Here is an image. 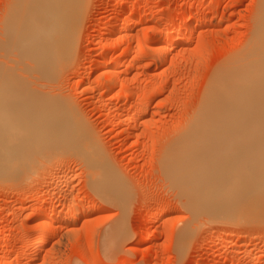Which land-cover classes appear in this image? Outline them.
I'll use <instances>...</instances> for the list:
<instances>
[{"label": "rangeland", "instance_id": "rangeland-1", "mask_svg": "<svg viewBox=\"0 0 264 264\" xmlns=\"http://www.w3.org/2000/svg\"><path fill=\"white\" fill-rule=\"evenodd\" d=\"M145 1L89 0L74 60L56 81H50L53 86L49 84L53 93L66 97L82 116L100 155L117 173L124 203L109 202L101 197L90 183L87 165L73 151H62L54 158L62 161V166H44L47 170L34 166L31 168L35 172L27 169V177L26 172L22 176L19 174V178L13 173H10L13 177L10 174L5 176L7 179L1 177L0 234L4 224L5 231L14 234L7 243L14 252V264H264L259 263L260 256L264 257V221L210 219L185 190L178 175L171 173L162 153L167 145L178 140L184 124L193 111L198 110L214 69L236 57L247 46L258 28L264 2L148 0L147 6ZM7 3L9 0H0V20ZM128 4L136 8L134 12L128 9L129 18L139 23L123 39V47L113 58L111 47H104L108 35L101 38L96 35L102 31L105 21L111 20L117 26L110 34L115 40L119 28L117 19L121 15L119 9ZM193 4L199 7L198 11L195 14L183 12L181 20L190 21L205 14L212 20L200 23L188 33L192 36L187 44H180L182 33H187L183 30L173 39L177 46L166 55L165 63L157 65L153 59L154 46L158 45L153 40L155 32L164 33L168 26H173L170 23L179 10ZM161 15L169 17L163 16L165 21ZM149 35L155 43L148 40ZM147 40L149 42L144 43ZM129 43L135 47L132 55L142 49L147 56L114 68L113 73L119 78L115 86L108 89L102 69L95 65L105 58L109 65L124 58ZM81 84L86 86L83 91L79 90ZM128 84L133 94L129 99L125 95ZM157 86H161V91L151 97L152 89ZM145 100L150 102L149 109L141 111L132 133V122L125 116L137 111ZM61 176L63 180L54 183L53 180ZM38 195L45 200L34 203L32 199ZM70 202L81 203L71 211L80 214L79 218L52 221L54 213L57 216L60 211L61 215L70 213L66 211ZM82 205H91L94 210L82 214ZM161 205H169L168 212H160ZM38 208L49 212L43 219L50 221L57 230L34 256L32 251L35 252L40 244L30 236L36 232L42 217H33L30 213ZM104 210L113 217H102ZM119 223L126 226V239L120 234L122 225ZM231 238L233 243L229 242ZM138 241L141 244L136 248ZM24 249L26 251L21 252ZM4 253L0 248V264Z\"/></svg>", "mask_w": 264, "mask_h": 264}, {"label": "bare ground", "instance_id": "bare-ground-1", "mask_svg": "<svg viewBox=\"0 0 264 264\" xmlns=\"http://www.w3.org/2000/svg\"><path fill=\"white\" fill-rule=\"evenodd\" d=\"M88 2L89 0H9L7 3L0 20V178H6L10 173L18 174L19 178L34 166L37 169L62 166V161L55 160L59 157L57 155L62 151H73L87 165L90 183L101 193V197L123 204L117 173L100 155L82 116L66 97H59L51 91L53 84L50 81H56L74 60L77 52L75 46ZM145 2L147 6L150 4L148 0ZM134 6L128 4L120 7L115 40L110 34L117 26L111 20L103 22L102 31L96 35V38L108 35L104 47H111L113 58L123 47V39L139 23L138 20L130 19L127 14L128 9L130 12L136 10ZM214 6L213 8H218ZM198 8L193 4L187 9L179 10L178 16L170 23L173 28L168 26L161 34L155 32L156 39L153 40L158 45L154 46L153 59L157 65L165 63L166 55L177 46L173 39L183 30L187 33H182L184 36L180 44L190 42L192 35L188 33H192L198 25L212 20L207 14L190 21L180 19L183 12L195 14ZM159 14L156 12V15ZM258 18V28L247 46L236 57L227 59L228 62L214 69L198 110L195 108L196 111H193L194 114L184 124L179 137H175L178 140L175 139L162 152L171 173L178 175L180 183L190 192L194 202L210 219L216 221H264V10ZM148 40H152L150 35ZM148 40L144 43L149 42ZM133 48V43H129L125 47V57L112 61V66L106 58L95 65L102 69L101 75L108 89L115 86L119 78L113 73L114 68L147 56L142 49L132 55ZM127 86L125 95L129 99L133 94L129 84ZM158 86L152 89L151 97H156L161 91V86ZM85 87L81 84L79 90L83 91ZM149 104L145 100V103H140L138 110L135 108L137 111L125 116L132 122V133L135 129L134 122L138 120L140 113L149 109ZM9 176L13 177L12 174ZM63 177L55 178L54 183L63 180ZM44 200L42 195L32 199L34 203ZM79 203L70 202L65 207L70 213L61 215L60 211L58 216L54 213L52 221L55 218L77 220L80 214L75 215L71 211ZM80 208L82 214L94 210L91 205H82ZM169 209V205H161L160 212ZM102 212V217L111 215L107 210ZM30 215L42 217L36 225V232L30 236L40 244L37 246L39 248H32L35 249V252L32 251L35 256L41 247L48 244L57 229L50 221L43 219L49 215L47 210L38 208ZM121 225L119 230L124 238L127 230L125 225ZM5 226L4 224L0 234V248L5 252L2 264H14V252L7 245L14 234L7 233ZM229 242L233 243L234 239L231 238ZM139 244L141 241L136 243V248ZM263 262L264 257L260 256L259 263Z\"/></svg>", "mask_w": 264, "mask_h": 264}]
</instances>
